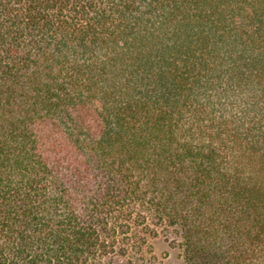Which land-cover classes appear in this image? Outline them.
<instances>
[{"label":"trees","instance_id":"16d2710c","mask_svg":"<svg viewBox=\"0 0 264 264\" xmlns=\"http://www.w3.org/2000/svg\"><path fill=\"white\" fill-rule=\"evenodd\" d=\"M264 264V0H0V264Z\"/></svg>","mask_w":264,"mask_h":264},{"label":"rangeland","instance_id":"374dc122","mask_svg":"<svg viewBox=\"0 0 264 264\" xmlns=\"http://www.w3.org/2000/svg\"><path fill=\"white\" fill-rule=\"evenodd\" d=\"M153 256L154 259L148 264H178L176 251L173 250L169 242L164 237H159L153 241V250L148 257ZM111 264H126L122 259H115Z\"/></svg>","mask_w":264,"mask_h":264}]
</instances>
